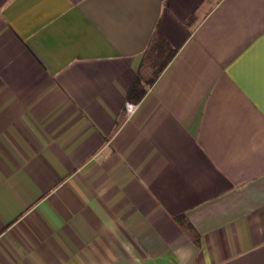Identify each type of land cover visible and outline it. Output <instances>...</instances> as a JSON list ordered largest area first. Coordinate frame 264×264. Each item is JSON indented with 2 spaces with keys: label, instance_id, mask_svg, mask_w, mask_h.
Returning a JSON list of instances; mask_svg holds the SVG:
<instances>
[{
  "label": "crops",
  "instance_id": "crops-1",
  "mask_svg": "<svg viewBox=\"0 0 264 264\" xmlns=\"http://www.w3.org/2000/svg\"><path fill=\"white\" fill-rule=\"evenodd\" d=\"M262 54L264 0H0V264H264Z\"/></svg>",
  "mask_w": 264,
  "mask_h": 264
},
{
  "label": "trees",
  "instance_id": "trees-1",
  "mask_svg": "<svg viewBox=\"0 0 264 264\" xmlns=\"http://www.w3.org/2000/svg\"><path fill=\"white\" fill-rule=\"evenodd\" d=\"M167 62H169V57L166 60V62L163 64L162 68H164V66H166ZM155 80H156V77L151 79L150 84H153V82ZM146 91L147 90L144 87V85L142 84V82L139 79H136V81L133 83V85H132V87H131V89H130V91L128 93V99L131 102L137 103L143 98V96L145 95Z\"/></svg>",
  "mask_w": 264,
  "mask_h": 264
},
{
  "label": "snow or ice",
  "instance_id": "snow-or-ice-1",
  "mask_svg": "<svg viewBox=\"0 0 264 264\" xmlns=\"http://www.w3.org/2000/svg\"><path fill=\"white\" fill-rule=\"evenodd\" d=\"M261 78H262V86H264V54L261 56Z\"/></svg>",
  "mask_w": 264,
  "mask_h": 264
},
{
  "label": "rangeland",
  "instance_id": "rangeland-1",
  "mask_svg": "<svg viewBox=\"0 0 264 264\" xmlns=\"http://www.w3.org/2000/svg\"><path fill=\"white\" fill-rule=\"evenodd\" d=\"M164 59V56L160 57L159 61L155 64L154 69L152 70V72H150V75H154L156 70L160 67V64L162 63Z\"/></svg>",
  "mask_w": 264,
  "mask_h": 264
}]
</instances>
